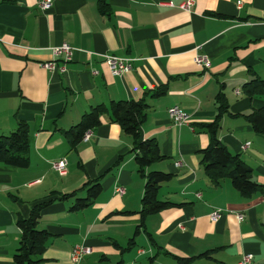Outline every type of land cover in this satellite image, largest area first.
<instances>
[{
	"label": "crops",
	"instance_id": "crops-1",
	"mask_svg": "<svg viewBox=\"0 0 264 264\" xmlns=\"http://www.w3.org/2000/svg\"><path fill=\"white\" fill-rule=\"evenodd\" d=\"M39 1L0 0V136L19 122L30 134L28 167L0 164V264H14L17 219L48 202L37 225L50 234L42 264H73L76 245L91 248L78 264H137L147 255L136 248L142 243L156 253L152 263L172 264L168 252L193 258L191 264H238L244 255L252 257L250 264H264V136L244 118L264 109V91L249 96L243 89L252 79L264 81V0H194L188 11L179 7L185 0H103V12L99 0H52L45 12ZM63 43L74 49L65 64L51 54ZM106 55L132 59L131 70L112 75ZM198 55L209 60L207 69L195 64ZM50 61L65 71L44 69ZM220 92L229 114L222 115L218 138L251 168L260 188L249 196L228 179L213 186L200 164L199 151L210 142L202 125L217 115ZM131 100L147 105L141 138L153 139L165 157L145 174H172L158 199L182 205L148 216L134 240L145 177L134 162L131 138L108 113L88 141L72 145L64 136L90 108ZM173 106L191 116L189 125L170 122ZM62 158L64 176L51 167ZM97 179L100 195L70 212L86 197L85 184ZM117 187L124 193L117 194ZM215 210L222 216L213 222ZM209 251L211 259L198 258Z\"/></svg>",
	"mask_w": 264,
	"mask_h": 264
},
{
	"label": "trees",
	"instance_id": "trees-1",
	"mask_svg": "<svg viewBox=\"0 0 264 264\" xmlns=\"http://www.w3.org/2000/svg\"><path fill=\"white\" fill-rule=\"evenodd\" d=\"M100 9L103 12L105 2L99 0ZM245 93L254 96L264 91V81L252 79L243 86ZM162 94V92H158ZM155 96H158L155 94ZM217 115L211 123L203 124L206 132L210 136L209 145L199 151L200 164L205 175L209 178L213 186H218L223 179H228L231 186L243 196H249L260 188V185L252 180V170L239 156L232 155L218 138V130L223 114L228 113V103L222 92L215 97ZM147 105L144 101H111L108 106L97 105L90 108L82 117L80 122L64 131V136L69 139L71 144L81 142L83 135L88 131H93L101 125L102 115L108 113L110 121L117 123L123 132L129 136L133 143L132 152L134 162L138 167L141 176L145 177L144 192L141 199V209L138 212L139 223L135 228L132 240L140 233L145 231V220L148 216L157 214L170 207H181V204H174L158 199V191L162 184L172 180L173 175L161 171H152L145 174V169L156 161L165 159L160 154L159 147L153 139H142L140 128L146 119ZM245 120L251 125L253 130L264 136V109L253 111L244 116ZM30 146V134L28 125L19 122L16 129L6 136H0V164L15 168L24 169L29 165L28 151ZM117 161L116 164H118ZM86 197L79 198L69 208L70 212H79L89 207L92 202L100 195L102 188L100 180L89 181L84 186ZM76 193L63 195L62 200L75 197ZM41 203L36 205L27 218H18L16 225L21 235L18 248L13 256L14 264H42L43 253L46 250V242L50 234L46 230L37 228L41 211L49 204ZM148 236L150 237L149 233ZM129 247L133 245V241ZM167 256L173 258L176 264H191L193 258H183L165 252ZM212 251L203 253L198 258L211 259ZM153 259H150L152 263Z\"/></svg>",
	"mask_w": 264,
	"mask_h": 264
},
{
	"label": "built area",
	"instance_id": "built-area-1",
	"mask_svg": "<svg viewBox=\"0 0 264 264\" xmlns=\"http://www.w3.org/2000/svg\"><path fill=\"white\" fill-rule=\"evenodd\" d=\"M194 4V0H185L184 3H182L179 7L182 10L188 11L190 7H192ZM52 0H40L38 2V8L41 12H45L51 8ZM240 6V3L237 4ZM51 54L53 57H63V62L68 63L72 60L74 49L69 46L66 43H63L59 47H55L51 49ZM105 63L110 71V73L114 76H120L121 74L128 72L131 70V63L132 59L125 58V57H118L113 55H106L104 57ZM194 62L197 66L207 69L210 65L209 60L205 56L198 55L195 57ZM42 67L48 71L54 72V71H60L64 72L65 68L64 66H57L54 61L45 62L42 64ZM96 74V72H93ZM236 94H239L238 91H236ZM168 118L170 122L174 126H187L190 124L191 116L186 113L183 109H181L178 106H173L168 109ZM91 136V131L86 132L83 137L82 141H88ZM248 145L246 144L245 147ZM180 163H176V166H179ZM52 169L57 172L60 176H64L66 174V167H67V160L65 158H62L58 161L51 163ZM115 192L119 195L124 193V189L122 187H117L115 189ZM222 216L221 210H215L210 214V220L213 222L218 221ZM238 221H241L243 219L242 215H237ZM91 253V248L86 247L84 245H76L70 254V261L73 264H78L86 255H89ZM140 254L144 253L143 251H139ZM252 261V257L250 255H244L239 260L238 264H250Z\"/></svg>",
	"mask_w": 264,
	"mask_h": 264
},
{
	"label": "rangeland",
	"instance_id": "rangeland-1",
	"mask_svg": "<svg viewBox=\"0 0 264 264\" xmlns=\"http://www.w3.org/2000/svg\"><path fill=\"white\" fill-rule=\"evenodd\" d=\"M125 246V245H124ZM126 248V247H125ZM136 248H143V250L144 251H146V253H147V255H145V256H143L142 258H139V259H137V264H139L140 262H142V263H144V264H159V263H157V262H155V263H150V258H153L155 255H156V253H154V254H152V252L149 254V251H148V247L146 246V244H144V243H142V244H139L138 245V247H136ZM155 252V251H154ZM159 255H161V257H166V256H164L163 254H159ZM157 257V256H156ZM155 257V259L156 260H158V257L156 258ZM124 258H127V256H126V254L124 255ZM167 259H169L170 261H172L171 263L172 264H176V262L175 261H173V260H171L170 258H168V257H166ZM135 260H132V262H134ZM130 262V261H129ZM129 262H127V261H125L124 263L122 262V263H119V264H129ZM166 263V262H165ZM116 264H118V263H116Z\"/></svg>",
	"mask_w": 264,
	"mask_h": 264
}]
</instances>
